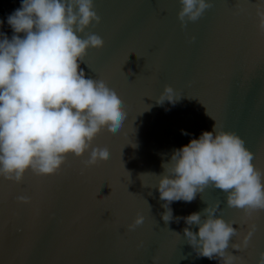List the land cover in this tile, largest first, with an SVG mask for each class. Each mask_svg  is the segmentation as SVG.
Here are the masks:
<instances>
[{
	"label": "water",
	"instance_id": "obj_1",
	"mask_svg": "<svg viewBox=\"0 0 264 264\" xmlns=\"http://www.w3.org/2000/svg\"><path fill=\"white\" fill-rule=\"evenodd\" d=\"M258 2L213 0L200 19L182 27L180 0H94L101 22L85 31L101 36L104 46L88 49L80 67L85 78L103 79L119 93L127 117L119 132L105 128L93 141L108 147V160L85 167L88 152L69 154L55 174L29 169L21 183L0 177V264H153V257L155 264H221L219 258L199 257L183 232L189 227L198 233L183 218L217 199L216 214L239 230L230 245L255 223L248 247L228 251L242 257L234 264H257L264 252V210L248 218L209 186L190 203L172 202L173 219L166 224L156 186L162 162L212 131L215 122L238 134L253 164L264 170ZM20 6L21 0H0V33L9 38L7 17ZM166 84L181 95L175 104L156 102ZM137 213L144 215L143 224L127 230Z\"/></svg>",
	"mask_w": 264,
	"mask_h": 264
},
{
	"label": "clouds",
	"instance_id": "obj_2",
	"mask_svg": "<svg viewBox=\"0 0 264 264\" xmlns=\"http://www.w3.org/2000/svg\"><path fill=\"white\" fill-rule=\"evenodd\" d=\"M180 4L177 18L186 27L212 8L213 0H180ZM255 7L257 27L264 34V0ZM93 22H101L94 0H21V6L7 17L13 35L0 33V177L21 183L29 169L36 175L55 174L69 154L82 157L88 152L82 161L85 167L109 159L108 147L93 146V141L105 128L119 132L127 112L115 89L103 79L85 78L80 67L88 49L104 46L101 36L85 31ZM180 98L166 84L156 102L175 104ZM206 114L210 116L207 109ZM252 161L244 140L215 122L212 131L205 130L175 149L170 160L162 162L163 173H153L158 176L159 198L165 202L162 219L166 224L172 221V202L190 203L209 186L223 191L227 206L241 209L248 218L264 210V170ZM17 200L27 203L29 197ZM206 203L201 212L183 218L187 225L198 226V233L184 228L188 244L199 257L219 258L221 264L242 260L228 248H247L255 223L230 245L239 230L233 221L216 214L219 199ZM144 219L137 213L127 230H134ZM152 260L155 264L156 257ZM257 264H264V252Z\"/></svg>",
	"mask_w": 264,
	"mask_h": 264
}]
</instances>
